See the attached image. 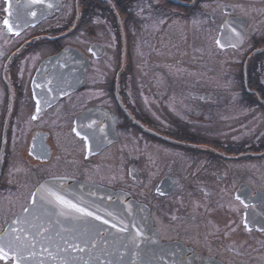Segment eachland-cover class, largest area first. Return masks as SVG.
Returning <instances> with one entry per match:
<instances>
[{
	"label": "flooded vegetation",
	"instance_id": "flooded-vegetation-1",
	"mask_svg": "<svg viewBox=\"0 0 264 264\" xmlns=\"http://www.w3.org/2000/svg\"><path fill=\"white\" fill-rule=\"evenodd\" d=\"M9 2L0 246L11 240L23 258L4 247L0 264H78V248L86 264H264V0ZM246 45L222 90L206 46ZM73 185L130 195L152 240L123 234L94 256L99 244L54 200Z\"/></svg>",
	"mask_w": 264,
	"mask_h": 264
},
{
	"label": "water",
	"instance_id": "water-1",
	"mask_svg": "<svg viewBox=\"0 0 264 264\" xmlns=\"http://www.w3.org/2000/svg\"><path fill=\"white\" fill-rule=\"evenodd\" d=\"M60 195L102 217V219L97 220L95 216L89 217L82 213H76L74 210L72 213L68 211L61 217L64 220L67 217V220L71 221L72 229H75L76 226V230L83 231L84 236H91L88 239L99 244L98 247L93 246L90 248H94L91 250L94 252V256L100 257L102 255L103 247L100 246H102L103 241L108 239L119 241L120 235L123 234L134 237L139 233H146L149 234V240H152L150 237L152 223L144 206L137 203L135 199L123 191L103 189L97 186L73 185L61 189ZM35 200H44V197L42 194H38ZM37 204L36 202V206L31 208L27 214L29 218L35 216ZM105 220L108 223H104ZM138 225H145V228H134ZM63 234L69 235V232L64 231ZM22 235L28 237L33 233ZM85 251L84 248H78V264H86L85 254L83 253Z\"/></svg>",
	"mask_w": 264,
	"mask_h": 264
},
{
	"label": "rangeland",
	"instance_id": "rangeland-1",
	"mask_svg": "<svg viewBox=\"0 0 264 264\" xmlns=\"http://www.w3.org/2000/svg\"><path fill=\"white\" fill-rule=\"evenodd\" d=\"M251 45H246L245 48H243L242 50L236 51V52H226L224 55H220L219 51L217 49H215V47H211V46H206L205 49V55L208 58L211 57H218L221 60V66H222V70H218L217 73L219 74L217 77V83L219 85H221L222 90L225 88H228V84L231 81V77L232 76H236V74H239L242 71V60L244 58V56L247 53L248 47ZM230 57H232V61L231 63L228 62V60L230 59ZM228 70V71H224ZM212 82V81H210ZM213 83V82H212ZM233 84V82H231ZM230 89L228 88V91ZM238 95L235 94L233 100H240L241 98V93H237ZM245 111V112H244ZM246 109H242V114L245 115L246 113ZM250 115V114H248ZM246 130L250 131L251 128H253V124L252 123H246Z\"/></svg>",
	"mask_w": 264,
	"mask_h": 264
},
{
	"label": "snow or ice",
	"instance_id": "snow-or-ice-1",
	"mask_svg": "<svg viewBox=\"0 0 264 264\" xmlns=\"http://www.w3.org/2000/svg\"><path fill=\"white\" fill-rule=\"evenodd\" d=\"M6 4H7V7L5 8V12L8 14L9 17H11L13 15V13L10 11L12 5L11 3L9 2V0H5ZM30 2H34V3H42L43 0H30ZM49 7H51V5L49 4ZM32 16H35L36 15V12H31L30 13ZM18 20H19V16H18ZM4 25L8 26V30L9 31H12L13 30V26L10 24L9 22V19H5L3 21ZM17 35L19 34V32L16 33ZM40 104V101H37V105L39 106ZM39 110V107L38 109ZM55 195V200L59 202L60 205H63L65 206L66 208H69V209H72L74 210L76 213H82L86 216H95V218L97 220H100L102 219V217L96 215L95 213L91 212V211H88L86 208L84 207H81L79 206L78 204L76 203H73L72 201L66 199L64 196L62 195H59V194H53ZM33 203H35V201H33ZM25 212H29L30 209L28 208H25L24 209ZM104 223H108L107 220L104 221ZM15 239L18 241L20 240V237L19 236H15ZM4 247H7L9 249V251H15L16 255L18 257H20L21 259L23 258V253L21 251V249L19 247H16V248H13L12 246V241L11 240H8L3 246H0V255L4 254Z\"/></svg>",
	"mask_w": 264,
	"mask_h": 264
}]
</instances>
